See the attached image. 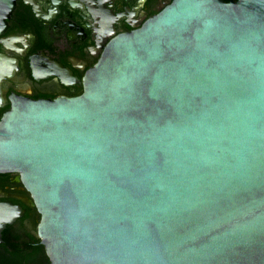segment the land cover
Here are the masks:
<instances>
[{
  "label": "water",
  "instance_id": "1",
  "mask_svg": "<svg viewBox=\"0 0 264 264\" xmlns=\"http://www.w3.org/2000/svg\"><path fill=\"white\" fill-rule=\"evenodd\" d=\"M12 172L48 264H264V0H174L111 40L81 95L13 99ZM22 213L0 204V244Z\"/></svg>",
  "mask_w": 264,
  "mask_h": 264
},
{
  "label": "flooded vegetation",
  "instance_id": "2",
  "mask_svg": "<svg viewBox=\"0 0 264 264\" xmlns=\"http://www.w3.org/2000/svg\"><path fill=\"white\" fill-rule=\"evenodd\" d=\"M173 1L18 0L0 34V122L15 98L81 95L85 75L111 40L139 29ZM2 203L23 210L4 228L2 240L9 226L21 225L32 235L39 214L18 173H0Z\"/></svg>",
  "mask_w": 264,
  "mask_h": 264
},
{
  "label": "trees",
  "instance_id": "3",
  "mask_svg": "<svg viewBox=\"0 0 264 264\" xmlns=\"http://www.w3.org/2000/svg\"><path fill=\"white\" fill-rule=\"evenodd\" d=\"M3 240V244L0 245V264L49 263L40 240L33 237L21 225L17 228L9 226Z\"/></svg>",
  "mask_w": 264,
  "mask_h": 264
}]
</instances>
